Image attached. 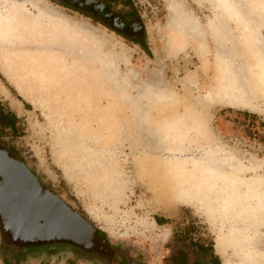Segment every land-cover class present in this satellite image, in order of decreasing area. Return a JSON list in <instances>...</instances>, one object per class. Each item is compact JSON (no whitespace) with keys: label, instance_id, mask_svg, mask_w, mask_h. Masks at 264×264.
<instances>
[{"label":"rangeland","instance_id":"374dc122","mask_svg":"<svg viewBox=\"0 0 264 264\" xmlns=\"http://www.w3.org/2000/svg\"><path fill=\"white\" fill-rule=\"evenodd\" d=\"M13 1L29 18L0 23V102L21 134L0 148L110 245L20 264H196L174 256L188 226L239 264L237 226L264 239V0H107L136 11L149 54L57 0Z\"/></svg>","mask_w":264,"mask_h":264},{"label":"water","instance_id":"95a60500","mask_svg":"<svg viewBox=\"0 0 264 264\" xmlns=\"http://www.w3.org/2000/svg\"><path fill=\"white\" fill-rule=\"evenodd\" d=\"M95 231L82 215L41 186L23 163L0 148V233L4 239L15 244L63 241L89 249Z\"/></svg>","mask_w":264,"mask_h":264},{"label":"trees","instance_id":"16d2710c","mask_svg":"<svg viewBox=\"0 0 264 264\" xmlns=\"http://www.w3.org/2000/svg\"><path fill=\"white\" fill-rule=\"evenodd\" d=\"M127 3L128 0H121ZM63 6L70 7L75 11L84 14L89 17L93 22H98L104 26L115 30L127 41H131L141 46V48L150 53L149 45L147 42L146 30L142 20L136 11L130 12H118L113 8L110 1H97L99 7L98 11H92L91 9L77 8L76 6L64 1L57 0ZM245 115L246 112H244ZM253 117V116H252ZM264 128V123L262 124ZM10 132L12 136L20 135L21 130L17 126V117L10 109H6L0 102V137ZM264 138V134H263ZM158 224L166 223L163 218H157ZM193 226H188L189 229ZM99 232V231H98ZM100 233V232H99ZM176 235L177 242L182 244V248L176 252L175 259L182 262L193 258L196 264H221V260L214 252L213 242L195 241L188 238L187 234ZM67 244V243H66ZM65 245V242H47V243H34V244H18L17 246L1 244L0 256L3 264H20L26 257L35 255L42 249H54L50 253H53L57 247Z\"/></svg>","mask_w":264,"mask_h":264},{"label":"bare ground","instance_id":"6f19581e","mask_svg":"<svg viewBox=\"0 0 264 264\" xmlns=\"http://www.w3.org/2000/svg\"><path fill=\"white\" fill-rule=\"evenodd\" d=\"M27 3H30L32 5L35 6H39L40 2L38 0H26ZM23 4V3H22ZM26 4V3H25ZM31 6V5H30ZM33 7V6H32ZM35 8V7H34ZM27 9V8H26ZM25 7H21V5H17L13 0H0V23L4 24L5 26H9V28H14L13 26H15L20 22H24L26 21L27 18H29V15L27 14ZM36 9V8H35ZM36 14H39L37 12H35ZM33 14V13H32ZM46 16V15H45ZM38 17V16H37ZM43 17V16H42ZM41 17V18H42ZM48 17V16H47ZM46 17V18H47ZM32 18V17H31ZM34 18V16H33ZM50 18V17H48ZM47 18V20H48ZM42 20V19H40ZM46 20V21H47ZM56 20V19H55ZM28 21V20H27ZM31 21V20H30ZM44 21V20H43ZM54 21V20H53ZM58 21V19H57ZM56 21V23H57ZM33 21H31L32 23ZM38 22V21H36ZM59 22V21H58ZM50 23L51 26H53ZM36 24V23H35ZM42 24V23H39ZM38 24V25H39ZM45 23H43L42 25H44ZM61 24V23H60ZM63 24V23H62ZM21 25V24H20ZM25 25V24H22ZM30 25V24H28ZM27 25V26H28ZM32 25V24H31ZM46 25V24H45ZM57 25V24H56ZM41 26V25H40ZM22 27V26H21ZM36 27V25L34 26ZM14 28V29H15ZM28 28V27H27ZM41 28V27H40ZM45 28V27H44ZM54 28V26H53ZM4 29V28H3ZM25 29V28H23ZM32 29L33 26H32ZM37 29V28H36ZM1 30V29H0ZM20 30V29H19ZM41 30L38 28V31ZM53 30V29H51ZM22 31V30H21ZM43 31V30H42ZM41 31V33H42ZM24 32V31H23ZM29 32V31H27ZM25 32V33H27ZM30 33V32H29ZM2 34V33H1ZM11 34V33H10ZM33 34V33H31ZM35 34V32H34ZM24 35V34H23ZM40 35V33L38 34ZM16 36V35H14ZM22 36V34H21ZM37 36V34H36ZM24 37V36H23ZM25 38V37H24ZM27 38V37H26ZM36 38V37H35ZM21 39V38H20ZM24 40V39H23ZM32 40V39H31ZM38 40V39H37ZM34 41V40H33ZM3 44V43H2ZM20 44V43H19ZM32 44V43H29ZM39 44V43H38ZM16 45V44H15ZM28 45V44H27ZM34 45V43H33ZM40 45V44H39ZM18 46V45H17ZM36 46V45H35ZM31 47V46H30ZM39 48V47H37ZM241 89V88H240ZM241 93V92H240ZM250 94V93H249ZM248 94V95H249ZM238 229L236 231H238L241 236L245 237L246 240H243L241 242L238 243V252L235 256L236 260L239 262V264H264V253H258L260 252V250H264V239H262L261 237H257V235H255L256 231H250L247 230L245 226H237ZM253 233H255L254 237L250 236L253 235ZM257 237V238H256Z\"/></svg>","mask_w":264,"mask_h":264},{"label":"flooded vegetation","instance_id":"af4514ba","mask_svg":"<svg viewBox=\"0 0 264 264\" xmlns=\"http://www.w3.org/2000/svg\"><path fill=\"white\" fill-rule=\"evenodd\" d=\"M64 1L76 6L77 8L91 9L92 11L95 12V11H98L99 8H101V6H102L101 4H98L97 1H104V0H64ZM105 1H107V0H105ZM99 5H101V6L99 7ZM2 149H4V148H2ZM5 150L8 152L10 157H12L13 159H16L19 162L23 163L18 157H16L13 154H11L7 149H5ZM33 175L35 176L37 182L41 186L46 188L43 185L42 181L35 174H33ZM58 242H63V241H58ZM65 243L75 246L76 248L84 251L86 254L95 255V256H98V257H102V258H103L105 253L109 252V248H110V245L108 244V242H106L105 238L97 230L95 231L94 236L90 240L91 245H90L89 249L81 248V247H79V246H77V245H75L73 243H70V242H65ZM110 252H112V251H110Z\"/></svg>","mask_w":264,"mask_h":264}]
</instances>
